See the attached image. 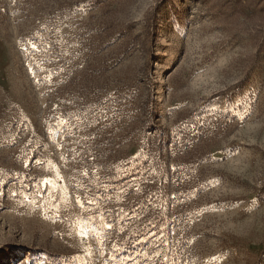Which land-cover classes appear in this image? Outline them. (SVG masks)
<instances>
[{
	"label": "rangeland",
	"instance_id": "obj_1",
	"mask_svg": "<svg viewBox=\"0 0 264 264\" xmlns=\"http://www.w3.org/2000/svg\"><path fill=\"white\" fill-rule=\"evenodd\" d=\"M113 255L264 264V0H0V264Z\"/></svg>",
	"mask_w": 264,
	"mask_h": 264
},
{
	"label": "snow or ice",
	"instance_id": "obj_2",
	"mask_svg": "<svg viewBox=\"0 0 264 264\" xmlns=\"http://www.w3.org/2000/svg\"><path fill=\"white\" fill-rule=\"evenodd\" d=\"M33 47H35V45H33ZM45 183L50 184L52 182L51 181H45ZM86 219L92 220L94 218L93 217H87ZM89 233L95 234L97 237H99L101 239V243H103V237H101L100 233L96 231L95 227H92L90 229H87L85 227H80L79 228V234H80V238H81V247L85 253V256L91 255V249L84 247V237L86 235H88ZM120 250L121 249L119 247L114 246V249H113L114 253H118ZM157 255H159V253H157ZM85 256H75V257H73V259L79 260L81 262V264H89V262L86 260ZM122 259L123 258L118 259L117 256L113 255L111 258V261H112V264H122ZM169 259L170 258L167 255L164 256V261H168Z\"/></svg>",
	"mask_w": 264,
	"mask_h": 264
}]
</instances>
